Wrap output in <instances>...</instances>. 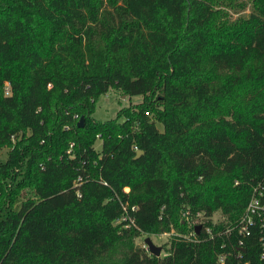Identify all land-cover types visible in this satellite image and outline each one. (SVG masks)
Wrapping results in <instances>:
<instances>
[{
  "label": "trees",
  "instance_id": "obj_1",
  "mask_svg": "<svg viewBox=\"0 0 264 264\" xmlns=\"http://www.w3.org/2000/svg\"><path fill=\"white\" fill-rule=\"evenodd\" d=\"M109 88L141 100L96 120ZM0 148V264H240L134 238L232 222L264 178V0H0Z\"/></svg>",
  "mask_w": 264,
  "mask_h": 264
},
{
  "label": "built area",
  "instance_id": "obj_2",
  "mask_svg": "<svg viewBox=\"0 0 264 264\" xmlns=\"http://www.w3.org/2000/svg\"><path fill=\"white\" fill-rule=\"evenodd\" d=\"M4 94H8V83L6 81ZM71 146L72 143H69V147L66 150L67 154L71 153ZM132 149L137 151L136 146H133ZM75 182H81V177H77ZM124 191L126 192L127 189L125 188ZM134 210V206H130L127 209L125 205L121 204V212L115 219V223H120L124 228H136L132 214ZM181 217L186 220L189 216L186 211H183L181 212ZM196 224L192 226L188 233H175L174 235L188 241L195 240L196 233L193 231V227ZM199 225L200 230L203 228L208 239L221 234L225 236L226 242H223L220 248H225L226 252L218 254V262L223 263L225 257L231 255L240 264H251L250 260L245 258V249L247 248V253H255L258 263L264 264V178L251 184L242 212L234 221L226 222L222 230L215 233L208 226L202 227L203 222L199 223ZM143 245V248L147 251L145 244Z\"/></svg>",
  "mask_w": 264,
  "mask_h": 264
},
{
  "label": "rangeland",
  "instance_id": "obj_3",
  "mask_svg": "<svg viewBox=\"0 0 264 264\" xmlns=\"http://www.w3.org/2000/svg\"><path fill=\"white\" fill-rule=\"evenodd\" d=\"M247 11H248V5L238 11L229 10V13L231 14V17H235L238 14H245L247 13ZM140 100H141L140 95H133V96L127 97V96L121 95L117 89L109 88L107 91H105L104 94H101L96 98L95 105H94L95 108H94L92 117L96 120H101V121L113 118L115 116V112L119 108L124 107L128 104L139 103ZM94 147L98 149L99 147L98 140L95 141ZM6 150H7L6 148H0V161H3L5 159ZM20 201H21V198L14 199L12 202V207H14V209L18 207ZM225 219H226V216L223 215L218 209L212 211L211 215L208 218L204 217L201 212H198L194 216L188 217V219L186 220L183 218V220L186 221V226H185L184 231L182 232L188 233V227L190 226L192 229V226L196 223L199 224L203 221H210L212 223H217L220 221H225ZM176 232L177 230L171 228L168 232L152 234V235L140 233L138 236L134 238V244L136 246L143 248L144 247L143 238L148 236L153 242V244L160 246L161 249H160L158 257L161 258L167 254L169 243L171 239L175 236L174 234Z\"/></svg>",
  "mask_w": 264,
  "mask_h": 264
},
{
  "label": "water",
  "instance_id": "obj_4",
  "mask_svg": "<svg viewBox=\"0 0 264 264\" xmlns=\"http://www.w3.org/2000/svg\"><path fill=\"white\" fill-rule=\"evenodd\" d=\"M77 126H82V117H79L78 121H77ZM140 154H142V151L141 150H137L135 151V155L134 157H138ZM199 229H200V225L199 224H196L194 227H193V231L197 234L199 232ZM143 243L145 244L146 248H147V251L153 255V256H158L159 255V252H160V246H157L155 244H153V242L151 241V239L146 236L143 238Z\"/></svg>",
  "mask_w": 264,
  "mask_h": 264
}]
</instances>
